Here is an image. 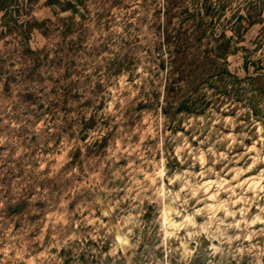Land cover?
Segmentation results:
<instances>
[{
    "label": "rangeland",
    "instance_id": "374dc122",
    "mask_svg": "<svg viewBox=\"0 0 264 264\" xmlns=\"http://www.w3.org/2000/svg\"><path fill=\"white\" fill-rule=\"evenodd\" d=\"M0 264H264V0H0Z\"/></svg>",
    "mask_w": 264,
    "mask_h": 264
}]
</instances>
